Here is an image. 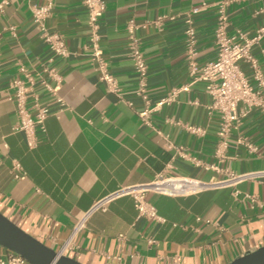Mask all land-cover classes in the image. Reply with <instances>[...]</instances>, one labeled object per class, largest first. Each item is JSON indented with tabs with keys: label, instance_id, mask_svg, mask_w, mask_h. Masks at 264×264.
<instances>
[{
	"label": "crops",
	"instance_id": "obj_1",
	"mask_svg": "<svg viewBox=\"0 0 264 264\" xmlns=\"http://www.w3.org/2000/svg\"><path fill=\"white\" fill-rule=\"evenodd\" d=\"M44 1L12 0L0 14V212L20 229L59 252L83 213L120 187L149 183L161 173L217 183L227 171L264 172V113L255 109L243 117L217 154L219 114L210 109L204 83L188 74L186 19L195 30L197 64L213 61L221 0H105L99 48L118 95L108 93L98 79L84 0H56L45 22L63 37L65 58L53 56L33 23L31 8ZM195 8L200 10L192 14ZM226 15L229 37H251L264 27V0L233 1ZM131 20L148 67L150 107L187 86L150 113L148 124L139 117L145 104L136 94L128 51ZM251 53L264 77V36ZM21 66L32 74L33 93L49 110L44 128L36 129L33 149L13 130L17 118L8 83L21 76ZM44 66L55 69L62 107L41 85V80L57 84L43 73ZM239 67L256 87L249 65L242 61ZM32 105L29 98L33 114ZM14 161L25 173L22 180L11 173ZM245 195H255L260 206ZM146 201L163 222L138 219L132 199L121 197L91 215L63 255L82 264H227L264 245V179L189 197L149 193ZM8 254L0 246V258Z\"/></svg>",
	"mask_w": 264,
	"mask_h": 264
},
{
	"label": "built area",
	"instance_id": "obj_2",
	"mask_svg": "<svg viewBox=\"0 0 264 264\" xmlns=\"http://www.w3.org/2000/svg\"><path fill=\"white\" fill-rule=\"evenodd\" d=\"M12 0L0 1V14L4 7ZM233 1L221 0L217 4L218 22L215 31V44L217 55L213 61L199 66L196 62V39L195 30L192 26L190 17L186 19L187 27L185 29V48L188 65V74L193 82L201 81L204 83V90L211 99L210 109L216 111L220 117V124L217 130L218 147L216 153L219 154L222 149L227 147L228 138L232 129H235L241 123V119L252 110H260L264 113V77L261 73L256 59L252 56L251 49L264 36V27L260 28L253 36L248 37L238 33L237 36L229 37L226 33L228 19L226 7ZM56 0H45L43 4L31 8L33 23L39 29L41 40L49 47L54 57L65 58L69 52L64 43L63 37L55 32H51L46 27V19L51 15ZM83 4L88 15V26L90 29V43L92 48V58L97 63L98 79L105 85L108 93L118 95L120 88L116 79L109 73L106 62L102 59V51L99 48L98 21L106 9L105 0H84ZM200 9H193L192 14H196ZM137 25L131 20L128 22L126 29L129 34L128 51L132 61L133 68L137 75V90L144 104L145 109L139 113L144 124L149 123V115L158 110L165 104L170 103L179 91H186L187 86L173 89L171 93L159 101L155 106L150 107L147 96V73L148 67L144 56L140 50V43L134 35ZM10 32H15L14 27H9ZM1 38V34H0ZM237 38L239 41H237ZM246 62L252 70V77L256 83L253 87L248 78L244 75L239 67L240 62ZM20 77L12 79L8 83L9 100L14 105L17 122L13 130L22 133L29 149L36 146V129L44 128V122L49 116L47 107L42 106L33 93L35 85L34 78L24 67L19 68ZM43 73L51 79H55L57 84L50 85L45 80H41L42 87L52 96L60 107L64 106L62 99L57 95L59 80L55 69L44 66ZM1 93V89H0ZM29 98H33V114L27 107ZM192 133L203 134L204 131L188 127ZM244 144L249 150L254 147L243 140L238 141ZM11 173L15 180L25 178V173L18 161H14L11 167ZM264 179V172H252L245 174H233L226 172V179L220 182L203 181L184 175H172L161 173L149 183L130 185L120 187L117 190L96 200L78 219L73 226L69 237L62 244L59 254H62L71 248L73 239L85 228V224L91 215L98 211H105L107 205L121 197H130L133 201L134 208L138 219L146 221L163 222V219L157 214L154 205L146 201V195L149 193L166 197H189L200 193L220 188L232 187L238 183L246 181H261ZM252 205L260 206L255 195H245ZM209 222V221H206ZM119 240H124L120 235ZM148 243H154V240H148ZM0 264H26V261L19 255L9 252L5 258H0Z\"/></svg>",
	"mask_w": 264,
	"mask_h": 264
},
{
	"label": "water",
	"instance_id": "obj_3",
	"mask_svg": "<svg viewBox=\"0 0 264 264\" xmlns=\"http://www.w3.org/2000/svg\"><path fill=\"white\" fill-rule=\"evenodd\" d=\"M0 246L21 256L29 264H82L20 229L0 212ZM227 264H264V245L246 252Z\"/></svg>",
	"mask_w": 264,
	"mask_h": 264
}]
</instances>
